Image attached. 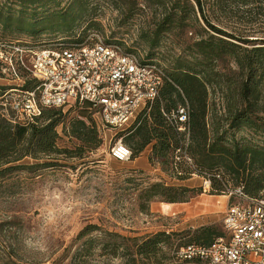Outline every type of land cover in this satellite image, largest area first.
<instances>
[{"label": "rangeland", "instance_id": "rangeland-1", "mask_svg": "<svg viewBox=\"0 0 264 264\" xmlns=\"http://www.w3.org/2000/svg\"><path fill=\"white\" fill-rule=\"evenodd\" d=\"M71 1L53 0L49 5L60 2V8H65ZM160 2L85 0L86 9L81 12L73 34L67 38L82 42L89 34H97L125 52L156 62L167 75L176 60H190L194 41L213 33L196 9L194 17L187 12L186 19H180L187 11L183 0H179L177 16L172 21L165 20L170 3L168 0ZM188 2L193 3L192 0ZM201 3L204 15L214 26L241 39H264V0H201ZM11 6L15 10L20 8ZM62 35L49 31L36 37L8 35L0 29V39L26 41L33 46L48 44ZM210 68L218 74L216 77L211 74L216 81L233 80L237 76L236 65L222 60L214 61ZM25 78L31 82L28 75L25 74ZM19 84L13 75L0 68V87L9 89ZM209 97L219 109L221 93L209 89ZM61 110L63 116L55 127V143L67 153L40 155L37 161L26 157L12 165L22 167L0 175V264H140L142 261L138 258L134 262L131 260L123 245L130 244V239L139 242L157 232L170 234L167 242L160 246L164 256L159 254L146 264H195L176 260L173 250L194 243L202 227L214 226L217 232L222 231L223 212L233 199L217 191L211 192L208 183L199 175L174 178L175 171H183V167L164 171L159 163H150V146L129 161L111 159L110 147L119 139L124 143V137L134 131L132 125L107 128L97 116L77 106H64ZM71 118L95 125L100 140L96 149L83 147L80 159L70 157L83 146L68 135ZM230 135L264 146L261 133L243 129L231 131ZM136 140L135 137L133 142ZM48 162L52 165H46ZM213 172L220 174L222 184L233 187L229 175ZM154 184L183 187L189 192L183 201L175 203L165 201L166 196L160 194L147 197V191ZM258 195L264 198V190ZM88 225L94 228L78 238ZM86 241L91 242L89 254L80 252ZM114 244L118 245L116 255L109 253Z\"/></svg>", "mask_w": 264, "mask_h": 264}, {"label": "trees", "instance_id": "trees-1", "mask_svg": "<svg viewBox=\"0 0 264 264\" xmlns=\"http://www.w3.org/2000/svg\"><path fill=\"white\" fill-rule=\"evenodd\" d=\"M192 1L191 4L188 0H183L187 11L185 17L180 19L184 21L187 12L194 17L196 9L213 34L198 38L191 44L190 60L179 59L174 62L167 74L169 81L163 82L156 99L140 113L132 124L133 133L124 137L123 144L131 148V158H135L150 146L149 162L159 163L164 171L183 167V171H175L174 178L183 179L196 174L205 179L211 192L217 191L227 195L229 191L240 188L246 196L260 198L262 196L258 193L264 190V146H257L244 138L237 140L230 132L246 129L264 136V39H241L225 32L206 18L201 0ZM51 2L53 0L0 1L1 31L8 35L23 34L29 37L49 31L56 35L64 34L52 42L71 41L67 37L73 34L81 12L86 9L85 0H72L65 8H60V2L50 6ZM155 2L159 3L160 0ZM168 2L170 8L165 11V20L172 21L177 16L179 0ZM11 4L20 8L15 10ZM11 41L0 39V42ZM234 41L252 47H242ZM257 44L259 46L254 47ZM217 60L235 64L237 76L233 80L221 82L212 79L211 74L215 77L218 74L213 72L210 64ZM20 76L25 77V74ZM33 86L32 81L24 80L22 88L31 89ZM9 89L0 87V97ZM209 89H217L221 93L219 109L210 100ZM184 102L188 108L186 154L190 162L174 160L175 151L179 149L183 135L169 127L162 116V111L175 110L178 104L183 105ZM62 116L61 108L43 109L33 123L19 125L12 124L0 114V175L13 168L22 167L12 165L26 157L37 161L41 159L40 155L57 156L67 153V150L57 148L55 143V127ZM68 126V135L83 143L70 157L80 159L84 148L92 150L100 145L95 125H87L79 118H71ZM135 137L137 140L133 142ZM51 163L46 165H52ZM213 171H221L223 176L229 175L233 187L228 188L222 184L220 174ZM155 190L160 192L153 193ZM188 192L189 190L183 187L154 184L147 191V197L160 194L166 196L165 201L175 203L183 201ZM91 228L94 226H86L78 238L89 233ZM197 232L194 244L204 246L222 236V231L217 232L214 226L202 227ZM169 236L170 234L165 232H157L139 242L138 239H130L131 243L123 245V250L133 262L138 258L142 261L140 264H146L159 254L164 256L160 246L167 242ZM90 244V241L84 242L80 252L89 254ZM117 251L116 244L109 249L112 255H116Z\"/></svg>", "mask_w": 264, "mask_h": 264}, {"label": "built area", "instance_id": "built-area-1", "mask_svg": "<svg viewBox=\"0 0 264 264\" xmlns=\"http://www.w3.org/2000/svg\"><path fill=\"white\" fill-rule=\"evenodd\" d=\"M0 68L19 81L0 97V114L19 125L33 123L43 109L77 106L97 116L107 128L129 127L158 96L164 70L91 33L82 42L55 41L33 46L26 41L0 42ZM28 75L34 86L23 89ZM24 78V79H23ZM166 124L183 135L174 160L190 162L186 102L163 112ZM118 162L131 159L121 139L109 149ZM222 216V236L207 245L189 243L173 250L176 260L195 264H264V198H250L240 188Z\"/></svg>", "mask_w": 264, "mask_h": 264}, {"label": "bare ground", "instance_id": "bare-ground-1", "mask_svg": "<svg viewBox=\"0 0 264 264\" xmlns=\"http://www.w3.org/2000/svg\"><path fill=\"white\" fill-rule=\"evenodd\" d=\"M164 208L168 209V208H170V207H169V205H164Z\"/></svg>", "mask_w": 264, "mask_h": 264}, {"label": "crops", "instance_id": "crops-1", "mask_svg": "<svg viewBox=\"0 0 264 264\" xmlns=\"http://www.w3.org/2000/svg\"><path fill=\"white\" fill-rule=\"evenodd\" d=\"M137 118H138V117H137ZM137 118H136V120H137ZM136 120H135L134 122H136ZM134 122H133V123H134ZM133 123H132V124H133ZM132 124H131V125H132ZM131 125H130V126H131ZM130 126H129V127H130Z\"/></svg>", "mask_w": 264, "mask_h": 264}]
</instances>
